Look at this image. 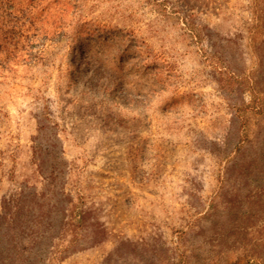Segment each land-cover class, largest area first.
<instances>
[{"label":"rangeland","instance_id":"1","mask_svg":"<svg viewBox=\"0 0 264 264\" xmlns=\"http://www.w3.org/2000/svg\"><path fill=\"white\" fill-rule=\"evenodd\" d=\"M10 2L0 215L35 141L85 212L37 264H264V0Z\"/></svg>","mask_w":264,"mask_h":264},{"label":"trees","instance_id":"2","mask_svg":"<svg viewBox=\"0 0 264 264\" xmlns=\"http://www.w3.org/2000/svg\"><path fill=\"white\" fill-rule=\"evenodd\" d=\"M10 1L0 0V7H8L9 17L13 14ZM15 24L16 22L13 28H17ZM42 130L44 127L40 126L39 133H42ZM33 150L34 163L43 178L40 192L28 185H21L17 194L4 199L2 203L0 232L5 231L0 234L10 237V246L16 253L14 264H23L25 261L37 264L47 254L49 246H52V242L62 229L68 226L75 230L85 221V212L77 211L76 207H73L74 203L66 192L65 185L62 183L60 188L58 186L60 173L57 170V158L51 155L52 151L45 149L36 141ZM63 171L62 167V173ZM52 214H55L54 217ZM72 243L75 246L78 244L77 240H73Z\"/></svg>","mask_w":264,"mask_h":264}]
</instances>
